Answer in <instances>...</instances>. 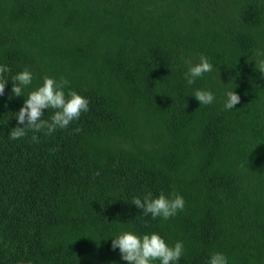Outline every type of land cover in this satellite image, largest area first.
<instances>
[{
    "label": "trees",
    "instance_id": "1",
    "mask_svg": "<svg viewBox=\"0 0 264 264\" xmlns=\"http://www.w3.org/2000/svg\"><path fill=\"white\" fill-rule=\"evenodd\" d=\"M264 0H0V264H128L122 231L184 244L178 264H264ZM213 71L188 85L186 60ZM49 76L89 111L66 129L9 137ZM214 94L199 105L197 90ZM240 103L226 110V92ZM52 109L44 110L49 120ZM23 127V125H20ZM80 131L76 132L75 129ZM39 142H33L32 136ZM181 195L163 220L132 204ZM155 264H159L156 261Z\"/></svg>",
    "mask_w": 264,
    "mask_h": 264
},
{
    "label": "clouds",
    "instance_id": "2",
    "mask_svg": "<svg viewBox=\"0 0 264 264\" xmlns=\"http://www.w3.org/2000/svg\"><path fill=\"white\" fill-rule=\"evenodd\" d=\"M258 56H264V53H257ZM255 67L264 76V59L254 60ZM188 71L184 78L188 85H192L195 80L202 77L205 73L213 71V65L209 59L201 54L198 63L186 60ZM7 66L0 65V96L4 95L5 84L8 82L3 79V74L9 72ZM33 75L24 68L13 77L11 96L24 97V89L32 84ZM69 85L66 78L59 80L44 76L42 85L31 90L27 97H24L23 105L16 112L15 118L17 126L10 130L9 137L13 140L24 137L27 130L40 132L46 129L48 135H51L57 129H66L71 122L78 120L81 113L89 111V100L79 95L74 90L65 93V88ZM199 105H210L215 97L209 90L197 89L192 95ZM240 103V96L232 89L226 92L224 108L231 110ZM52 109L53 114L49 120L42 119L44 110ZM20 125H23L21 127ZM74 131L79 132L77 128ZM33 142H39L38 136H32ZM132 204L142 209L145 214H150L152 218H161L168 220L174 217L178 211H182L185 201L181 195L172 192L165 195L161 192L153 198L151 192H148L143 200L139 197H133ZM112 249H119L121 259L128 264H178L184 254V244L182 241L175 242L169 246L165 240L157 233L144 234L142 236L134 234L132 231L124 230L116 238L111 239ZM207 264H228L227 257L221 252H213L207 261Z\"/></svg>",
    "mask_w": 264,
    "mask_h": 264
}]
</instances>
